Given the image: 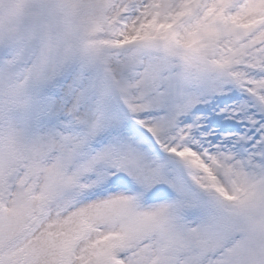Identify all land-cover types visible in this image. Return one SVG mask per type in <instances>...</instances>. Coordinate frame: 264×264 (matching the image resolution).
Returning <instances> with one entry per match:
<instances>
[{"label":"snow or ice","instance_id":"snow-or-ice-1","mask_svg":"<svg viewBox=\"0 0 264 264\" xmlns=\"http://www.w3.org/2000/svg\"><path fill=\"white\" fill-rule=\"evenodd\" d=\"M29 7L0 53V264H264V0ZM221 96L243 132L196 112Z\"/></svg>","mask_w":264,"mask_h":264},{"label":"clouds","instance_id":"clouds-1","mask_svg":"<svg viewBox=\"0 0 264 264\" xmlns=\"http://www.w3.org/2000/svg\"><path fill=\"white\" fill-rule=\"evenodd\" d=\"M33 2L34 0H0V53L10 45L16 43L19 35L28 30L27 22L30 19L29 6ZM122 11L123 9H120L115 15H119ZM122 26L131 29L132 22H129L127 25H123L122 22ZM125 42L126 40L120 41V43ZM129 51H134V49H129ZM153 55L161 59L167 56L163 51L156 52ZM174 64V71L176 73H183L187 70L178 58L174 61ZM16 70L25 71L23 66H18ZM183 158L196 164L200 163L199 158L190 150L184 152ZM217 179L221 182V186L225 190L231 187L229 177L221 174ZM250 215L258 222L264 221V204L254 206L250 211Z\"/></svg>","mask_w":264,"mask_h":264},{"label":"rangeland","instance_id":"rangeland-1","mask_svg":"<svg viewBox=\"0 0 264 264\" xmlns=\"http://www.w3.org/2000/svg\"><path fill=\"white\" fill-rule=\"evenodd\" d=\"M233 96L237 98L238 102L242 98L241 94L238 92L234 93ZM231 103H232V99H230L229 97H223V96L217 97L212 101L211 104L198 106V109L196 110V112L198 114L202 113L203 115L210 117V118L219 119L220 122L225 125V128L223 130L231 131V132H243L244 131L243 124H238L234 120H224L223 117L215 116L214 109L218 111L220 107H223L225 104H231ZM188 119H191V116H189ZM212 126H215V125H212ZM114 190H118V189L111 187L108 190L107 188H105L100 191V194H107V192L114 191ZM90 198H95V194H93Z\"/></svg>","mask_w":264,"mask_h":264}]
</instances>
